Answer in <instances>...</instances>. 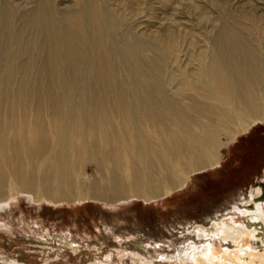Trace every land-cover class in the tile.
Here are the masks:
<instances>
[{
    "label": "bare ground",
    "instance_id": "6f19581e",
    "mask_svg": "<svg viewBox=\"0 0 264 264\" xmlns=\"http://www.w3.org/2000/svg\"><path fill=\"white\" fill-rule=\"evenodd\" d=\"M57 1L0 0V210L20 195L53 205L92 200L113 210L136 199L158 203L196 173L221 166L222 148L264 124L259 38L233 20L213 31L202 59L182 68L180 50L168 52L161 36L142 46L130 37L118 51L126 8L115 20L103 0ZM169 57L174 67L159 65ZM87 163L95 172L85 186ZM249 192L237 223L227 215L188 227L206 241L177 259L264 264V248L254 246L264 242V181ZM216 237L232 247H216ZM118 255L143 261L135 252Z\"/></svg>",
    "mask_w": 264,
    "mask_h": 264
},
{
    "label": "rangeland",
    "instance_id": "374dc122",
    "mask_svg": "<svg viewBox=\"0 0 264 264\" xmlns=\"http://www.w3.org/2000/svg\"><path fill=\"white\" fill-rule=\"evenodd\" d=\"M18 1L29 6L33 0ZM103 2L109 5L108 11L116 16L115 20L119 9L126 8L127 17L118 28L122 42L117 38L115 41L119 52L128 47L124 43L130 37L142 46L146 39L161 36L169 45L168 52L173 48L180 50L178 65L185 68L202 59L200 53L208 47L217 26L233 20L240 31L247 36L248 32L252 34L251 40L259 38L254 44L264 58V0ZM67 3L70 0L57 1L61 7ZM224 12L232 18L218 19ZM244 22L249 24L243 25ZM175 64L171 57L166 63L159 61L160 66ZM256 123L248 132L239 134L235 143L221 149V166L196 173L194 184L158 203L136 199L113 210L92 200L53 205L35 203L20 195L0 210V264H5L6 259L12 264H134L130 255L119 258L118 249L138 253L143 261L135 264H191L176 257L177 253L192 249V245L206 241L191 232V226H210L212 220L227 215L234 216L237 223L242 218L237 206L245 203L251 186L264 181V124ZM220 137L224 139L223 135ZM83 172L85 175L80 178L87 186V178L95 172L92 163H87ZM212 241L216 247L225 243L224 247L230 248L232 244L219 237ZM263 243L255 242V249L264 248ZM109 253L112 258L106 262Z\"/></svg>",
    "mask_w": 264,
    "mask_h": 264
},
{
    "label": "crops",
    "instance_id": "0c3cea01",
    "mask_svg": "<svg viewBox=\"0 0 264 264\" xmlns=\"http://www.w3.org/2000/svg\"><path fill=\"white\" fill-rule=\"evenodd\" d=\"M238 140V139H237ZM235 143V142H234Z\"/></svg>",
    "mask_w": 264,
    "mask_h": 264
},
{
    "label": "water",
    "instance_id": "95a60500",
    "mask_svg": "<svg viewBox=\"0 0 264 264\" xmlns=\"http://www.w3.org/2000/svg\"><path fill=\"white\" fill-rule=\"evenodd\" d=\"M251 207V206H250Z\"/></svg>",
    "mask_w": 264,
    "mask_h": 264
}]
</instances>
